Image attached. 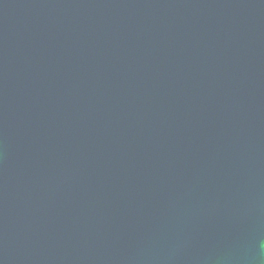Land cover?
Listing matches in <instances>:
<instances>
[{"label": "water", "instance_id": "obj_1", "mask_svg": "<svg viewBox=\"0 0 264 264\" xmlns=\"http://www.w3.org/2000/svg\"><path fill=\"white\" fill-rule=\"evenodd\" d=\"M0 264H264V0H0Z\"/></svg>", "mask_w": 264, "mask_h": 264}]
</instances>
